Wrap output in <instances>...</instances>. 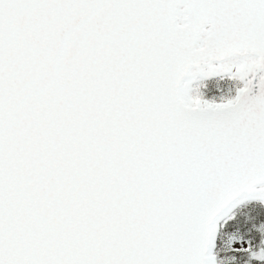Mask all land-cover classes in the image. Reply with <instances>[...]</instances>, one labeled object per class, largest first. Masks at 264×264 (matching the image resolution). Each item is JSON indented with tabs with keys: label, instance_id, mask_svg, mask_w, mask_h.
<instances>
[{
	"label": "snow or ice",
	"instance_id": "1",
	"mask_svg": "<svg viewBox=\"0 0 264 264\" xmlns=\"http://www.w3.org/2000/svg\"><path fill=\"white\" fill-rule=\"evenodd\" d=\"M0 264H264V0H0Z\"/></svg>",
	"mask_w": 264,
	"mask_h": 264
}]
</instances>
